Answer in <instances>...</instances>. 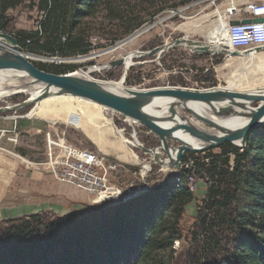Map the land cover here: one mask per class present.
Segmentation results:
<instances>
[{
	"label": "rangeland",
	"instance_id": "rangeland-1",
	"mask_svg": "<svg viewBox=\"0 0 264 264\" xmlns=\"http://www.w3.org/2000/svg\"><path fill=\"white\" fill-rule=\"evenodd\" d=\"M181 1H102L95 14L82 22V28L90 36L95 49L88 55L72 57L75 59L67 58L62 63L74 64L77 67L73 72L105 84L122 81L123 74L127 71L124 84L122 81L123 93L126 94L127 89L174 87L203 90L219 86L225 89L228 85L229 88L244 91L264 86V70L254 69L256 66L253 65L247 67L242 58L224 54L198 55L185 45L174 46L160 56L149 54L135 57L134 65L127 67L125 71L124 65L116 67L109 65L111 61L122 58L129 52L150 51L182 36L212 41L209 34L217 25L216 19L218 15H226L224 12L233 5L231 2L237 5L238 11L242 9L238 16L246 15L243 11L246 0H190L186 4H181ZM39 2L40 0H23L17 7L10 9L6 13L10 18L9 25L2 32L14 36L15 31L20 29H37L42 19ZM237 17L233 15V18ZM189 22H196L197 25L186 31L181 26ZM136 33L138 35L135 38L114 51L109 50ZM2 42L9 47L7 41ZM20 50L26 52L21 48ZM39 59L49 61L41 58H35L34 61ZM254 61L251 60L250 63L253 64ZM213 65L220 66L224 73L229 72V78L225 80H217L215 75H210L217 82L215 86L211 85L212 79L208 78V69ZM203 68L205 69L202 70ZM13 78L16 80L7 79L5 88L0 91H11L22 86L28 92L38 93L37 86L30 84L29 77ZM27 97L28 94L6 97L3 98L4 101H0V106L21 103ZM32 107L0 114V227H5V220L10 218L40 213L52 219L73 210H88L90 206L94 208L99 205L93 204L92 197L85 192L59 183L50 174L46 163L58 156L62 145L86 148L99 153L104 158L103 169L107 177L112 182L120 184L124 194L131 198L157 187L168 174L177 173L183 167L189 166L193 170L189 186L193 190L194 199L184 210L179 225L181 239L177 240L173 247L176 264H193L200 244L205 242L203 234L198 233V238L195 239V233L200 230L199 223L205 216L203 206L210 182L196 173L194 160L188 162V165L181 160L182 168L179 169L150 163V154L145 153L140 147L133 148V145L130 146L132 148L130 150L126 147V141L116 130H112L111 126L121 129L127 139L136 138L144 147H156L154 149L157 150L159 159L163 160L176 154V146L182 144L180 136H176V139H167L169 148L166 145L158 147L160 137L144 125L89 100L76 103L67 94L42 99ZM177 110L184 124L207 133H218L217 129L197 120L184 108L179 107ZM28 112L30 116L39 118L19 117ZM108 118L113 121L114 126L109 125ZM165 148L169 152L165 151ZM219 148L220 146L210 150L220 153ZM210 150H188L183 156L196 153V157L204 158L203 154ZM7 161L10 162V167ZM6 168V172L3 173ZM243 198L241 196L235 199L233 203L235 209L243 210L245 206L242 204ZM113 202L115 203V201L106 203ZM230 246L232 243H229L228 247Z\"/></svg>",
	"mask_w": 264,
	"mask_h": 264
},
{
	"label": "trees",
	"instance_id": "trees-1",
	"mask_svg": "<svg viewBox=\"0 0 264 264\" xmlns=\"http://www.w3.org/2000/svg\"><path fill=\"white\" fill-rule=\"evenodd\" d=\"M22 1L0 0V31L9 25L6 13ZM102 1L40 0L39 27L17 30L14 37L21 49L47 58L88 55L95 47L82 22ZM34 63L57 74L77 67ZM208 72L215 86L213 69ZM219 149L206 151L204 158L196 153L182 158L187 165L194 160L196 173L210 182L205 216L195 233V239L203 234L205 242L193 264H264V126L248 133L244 148L228 142ZM192 173L183 167L157 187L100 209L73 210L52 219L40 213L7 219L0 227V264H176L173 246L181 239L184 210L194 199ZM241 196L245 206L236 210L233 203Z\"/></svg>",
	"mask_w": 264,
	"mask_h": 264
},
{
	"label": "water",
	"instance_id": "water-1",
	"mask_svg": "<svg viewBox=\"0 0 264 264\" xmlns=\"http://www.w3.org/2000/svg\"><path fill=\"white\" fill-rule=\"evenodd\" d=\"M264 22V17L257 18H234L230 20V25H236L239 23H250V22ZM137 35L134 34L119 45L110 48L109 50L116 49L120 45L130 41L135 38ZM0 39L8 42L11 53V58L0 59V69L4 68H15L23 69L28 73L31 85H36L38 94L33 96L31 92L25 91L24 87H18L11 89L6 97L17 94H28V97L25 98L21 103L14 104L12 106H0V114L6 112H17L18 110L24 107H30L37 105L42 99L47 98L53 94H71L80 96L86 99H89L97 104H100L103 107L112 109L126 117L130 120L138 122L152 132L157 134L160 137V147L161 145L167 146V139H176L175 133L178 130H183L190 133L196 138L203 141L205 144L201 148L191 149L182 144H179L176 151L174 162L170 163L169 167L179 169L181 166V160L183 158L184 152L188 150L193 151H204L210 150L215 147L221 146L223 143L229 142L236 146H245L248 133L256 128H261L264 126V86H259L258 88L252 90H236L227 87L221 89L222 86L216 88H209L203 90H191L186 88H174V87H164V88H155V89H127L126 95L117 94L109 89H107L104 84L94 80H91L85 76L75 74V72L57 74L53 72H48L40 69L34 63V58L37 57L50 62H59L62 63L63 60L67 58H58L52 57L47 58L39 56L36 54L26 53L20 50L18 40L12 34L0 31ZM177 45H185L189 50L195 54H224L230 56H239L247 57L254 53L264 51V46H258L255 48H250L247 50H235L227 48H215L211 46L208 40H195L190 39L188 36H182L177 38L173 42H165L163 45L153 48L150 51H134L133 59L135 57H142L145 55H158L160 56L166 50L171 49ZM7 52V51H6ZM86 55V54H85ZM78 58L81 55L77 56ZM125 57L113 60L109 63L111 67L123 66L125 64ZM72 58V57H70ZM75 59V58H72ZM39 61H42L39 59ZM45 62V61H42ZM134 65V63H133ZM127 71L123 74V84L126 79ZM29 84V85H30ZM27 85V84H26ZM30 85V86H31ZM38 85H42L39 86ZM155 97H165L171 99V104L184 108L190 112L197 120L202 121L206 124H209L211 127L217 129L220 132H223L222 135L217 133H207L200 130L197 127L189 126L179 122V125L174 129H169L160 124V122L169 120H176L182 118L179 116L178 110L171 106L169 108V114L167 116H156L145 110V107L152 102ZM3 98H0V101H4ZM3 99V100H2ZM198 101H208L214 103L212 110L210 111L213 114L223 118H234L235 116L248 117L247 122L239 129H234L233 123L228 121V123L221 122L215 118L208 117L205 114L193 110L190 106L194 102ZM32 107V108H33ZM31 110V109H30ZM20 118H39L37 116H30L29 112L25 115L19 116ZM235 141H240V144H236ZM138 147L143 149L145 153L152 154L154 148L144 147L140 142H138ZM167 148H169L167 146ZM168 149L165 148V151ZM169 152V151H167ZM112 160H115L111 158ZM155 162L163 164L166 160L158 158H152L150 163ZM106 202L99 203L98 206L94 207L95 209H100L103 207V204ZM90 208H93L90 206Z\"/></svg>",
	"mask_w": 264,
	"mask_h": 264
},
{
	"label": "built area",
	"instance_id": "built-area-1",
	"mask_svg": "<svg viewBox=\"0 0 264 264\" xmlns=\"http://www.w3.org/2000/svg\"><path fill=\"white\" fill-rule=\"evenodd\" d=\"M237 11V5H231L224 12L228 20V43L223 48L247 50L264 46V22L230 25L229 22L234 19L233 15ZM244 12L247 14L246 18L264 17V0H247ZM46 165L56 181L85 192L92 197L93 204L112 201L118 203L131 198L124 194L120 184L107 177L103 169L104 158L92 150L62 145L58 156Z\"/></svg>",
	"mask_w": 264,
	"mask_h": 264
},
{
	"label": "bare ground",
	"instance_id": "bare-ground-1",
	"mask_svg": "<svg viewBox=\"0 0 264 264\" xmlns=\"http://www.w3.org/2000/svg\"><path fill=\"white\" fill-rule=\"evenodd\" d=\"M233 6L236 7V4H233ZM223 14V13H222ZM216 22H217V25L216 27L213 29V31L209 34V37L212 41L209 40L211 46L219 49L223 46H225L227 43H228V20H227V16H221V15H218V18L216 19ZM197 23L196 22H189V23H185L184 25H182L181 27L184 28L186 31H188V29L192 26H196ZM136 35H138L136 33ZM3 40L0 39V59H7V58H11V53L9 52V50L13 51V49H9L10 46L7 48V45L5 46V44H3L2 42ZM7 51V52H6ZM110 51H114L113 50H110ZM101 53V52H100ZM96 55V54H95ZM85 56V55H83ZM125 64H124V71L127 69V67L133 65V52H129L128 54L125 55ZM227 56H230V55H227ZM256 56V57H255ZM88 57V56H86ZM231 57H234V56H231ZM31 58H37V57H31ZM236 58H244V57H239L237 56ZM248 58L250 59H254L255 63H254V66H256L257 68H262V65H263V69H264V51H260L258 53H254L250 56H248ZM1 70H4L3 72ZM75 74H78V73H75ZM13 76H16V77H28V73L23 70V69H15V68H4V69H0V90H2V88H5V83H6V80L9 79V80H16V78H13ZM38 86H42V85H38ZM104 86L117 93V94H121V95H126V93H123V89H124V86L122 84V81L120 82H109V83H106L104 84ZM223 89V88H221ZM224 90V89H223ZM12 91V90H11ZM26 91V90H25ZM10 91H0V98H3L4 96H6L7 94H9ZM31 94L33 96H36L38 93L35 92V91H31ZM69 95L73 100L74 102L76 103H81L83 102L84 100H89V99H86V98H83V97H80V96H76V95H71V94H67ZM56 96L58 95H51L47 98H44V99H48V98H55ZM91 101V100H89ZM93 102V101H92ZM95 103V102H94ZM171 104V99H168V98H165V97H155L153 98L152 102L149 103V105H147L145 107V110L148 111L149 113L153 114V115H156V116H167L170 112H169V108L171 106L175 107L176 109H178V106H174L173 105H170ZM100 105V104H99ZM101 106V105H100ZM214 106V103H211V102H208V101H198V102H194L191 104V108L197 112H200L202 114H205L207 115L208 117H213L221 122H224V123H228V121L232 122L233 123V128L234 129H239L241 128L246 122H247V119L248 117H241V116H235L234 118H231V119H228V118H221L220 116H217L215 114H213V112L211 113L210 111L212 110ZM158 108H162V110H158ZM107 119V117H105V120ZM130 120V119H129ZM182 120H180L179 118L176 119V120H167V121H163V122H160V124L166 128H169V129H174L176 128L178 125H179V122ZM108 122H109V125H113L114 124L112 123L113 121H111L110 118H108ZM184 124V123H183ZM115 127V129H113ZM112 128V130H116L117 133L119 134V136L124 140L126 141V147H128L130 150H132V148L130 146H132L133 148L134 147H138V142L139 140H137L136 138L134 140H131V139H127L124 134H123V131L119 128H117L116 126H114ZM194 127V126H193ZM218 135H222L223 132H220L218 131L217 133ZM176 136H180L182 138V145L188 147V148H192V149H198V148H201L202 146H204V142L201 141L200 139L196 138L195 136L191 135L190 133L188 132H185L183 130H178L176 133H175ZM236 144H240V141H235ZM178 148V147H177ZM176 151H178L176 149ZM152 158H158L159 160V157L157 155V150L154 149L152 151V154H151ZM175 156L176 154L172 155L171 157H169L165 163H163L162 165L164 167H169L170 163L174 162L173 160L175 159Z\"/></svg>",
	"mask_w": 264,
	"mask_h": 264
},
{
	"label": "crops",
	"instance_id": "crops-1",
	"mask_svg": "<svg viewBox=\"0 0 264 264\" xmlns=\"http://www.w3.org/2000/svg\"><path fill=\"white\" fill-rule=\"evenodd\" d=\"M246 2H247V0H246ZM240 11H242V9L240 8ZM240 11H238V12H236V14H234V15H236V17L238 16V14H239V12ZM243 11H244V9H243ZM247 15V14H246ZM246 15H244V16H238L237 17V19H242V18H246ZM256 57V56H255ZM243 59V61H245V65L247 66V67H249V65L251 66V65H253L254 66V63L252 64V63H250V61L251 60H254V59H250V58H248V56L247 57H244V58H242ZM244 64V63H243ZM211 68L213 69V72L215 73L214 75H215V77L217 78V80H225V79H228L229 78V72H222V70H221V67L220 66H218V65H213V66H211ZM254 69H258V70H264L263 68H254ZM9 161H7V163H8ZM9 167H10V162H9ZM6 170H7V168L5 169V171L3 172V173H5L6 172Z\"/></svg>",
	"mask_w": 264,
	"mask_h": 264
}]
</instances>
